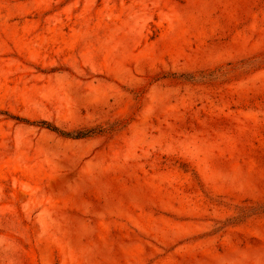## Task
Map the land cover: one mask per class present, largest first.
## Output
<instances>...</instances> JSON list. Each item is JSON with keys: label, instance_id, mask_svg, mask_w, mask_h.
Instances as JSON below:
<instances>
[{"label": "rangeland", "instance_id": "obj_1", "mask_svg": "<svg viewBox=\"0 0 264 264\" xmlns=\"http://www.w3.org/2000/svg\"><path fill=\"white\" fill-rule=\"evenodd\" d=\"M0 264H264V0H0Z\"/></svg>", "mask_w": 264, "mask_h": 264}, {"label": "trees", "instance_id": "obj_2", "mask_svg": "<svg viewBox=\"0 0 264 264\" xmlns=\"http://www.w3.org/2000/svg\"><path fill=\"white\" fill-rule=\"evenodd\" d=\"M49 129L54 130V131H58V129L56 127H52L51 125H46ZM102 130H100L101 132ZM95 131L90 129V130H85V131H78L77 133L73 134L72 136L74 137H86L91 135V133H94ZM69 136H71L70 133H68Z\"/></svg>", "mask_w": 264, "mask_h": 264}]
</instances>
